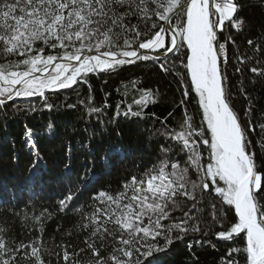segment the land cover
<instances>
[{
  "label": "snow or ice",
  "instance_id": "6c2138e0",
  "mask_svg": "<svg viewBox=\"0 0 264 264\" xmlns=\"http://www.w3.org/2000/svg\"><path fill=\"white\" fill-rule=\"evenodd\" d=\"M242 8L239 0H0V106L5 109L8 101L29 97L41 98V105L27 106L25 120L32 113L75 109V104L51 102L48 93L57 95L60 90L87 83L92 73L111 75L140 62H151L163 75H172L181 92L179 105L184 106L179 131L170 130L166 121L155 133L147 130L150 137L164 140L158 146L157 161L131 174L115 194L105 190L94 193L90 212L73 205L98 179L91 154V140L97 133L91 134L88 143H81V149L89 150L90 155L78 169L73 167L70 144L50 145L52 154L59 147L66 161L56 179L68 192L58 201L57 211L72 210L80 215L75 227L78 233L87 232L85 247L70 252L72 245L63 241L48 247L40 235L17 241L15 235H8L11 228L4 222L0 223V264H52L53 258L56 264H61V259L63 264H164L174 243L183 242L189 234L207 236L216 225L223 228L233 208L235 222L214 235L218 241L228 242L243 235L245 244L230 248L224 264H240L233 253L244 255V264H264V163L257 165L258 154L252 150L256 145L249 139L255 130L248 119L250 98L243 117L230 104L226 43L235 42L232 36L221 42L217 32L224 31L225 22L242 30ZM185 43L186 63L178 55L170 61L169 54L179 53ZM247 46L251 55L237 50L235 71L242 72L239 65L255 61L251 73L264 78V36L248 39ZM129 83L134 88L138 84L136 80ZM138 91L140 98L133 100L137 110L131 104L125 109L117 104L112 117L97 121L102 125L99 135L121 118H147L144 109L157 102L159 93L143 88ZM193 92L202 112L199 128L186 107ZM91 93L89 85L86 110L99 115L103 109L91 106ZM8 120L4 112L5 127ZM257 126L262 134L257 144L264 152V122ZM23 129L21 139L32 157L25 189L35 190L38 182L44 183L46 167L37 136L54 139V123L40 131L25 123ZM201 145L208 150L206 165ZM182 154L186 156L183 162L179 159ZM125 156L122 147L109 146L100 159L110 169L113 158ZM259 158L264 161V155ZM208 209L210 220L205 216ZM16 215L29 233L33 229L42 233L44 222L53 213L43 208L38 215ZM210 243L194 241L187 247L191 251L193 246ZM211 246L215 248V244Z\"/></svg>",
  "mask_w": 264,
  "mask_h": 264
},
{
  "label": "trees",
  "instance_id": "16d2710c",
  "mask_svg": "<svg viewBox=\"0 0 264 264\" xmlns=\"http://www.w3.org/2000/svg\"><path fill=\"white\" fill-rule=\"evenodd\" d=\"M239 2L243 5L239 13V16L243 17L245 21L243 29L237 31L228 22H225L224 31L220 32L218 29L217 32L221 42H225L227 36H232L235 42L228 41L226 43L227 75L231 91L230 104L243 117L244 112L250 106V98L252 111L248 119L251 120L255 130L251 131L249 139L256 145L252 150L257 152V165L260 166L264 161L259 157L264 155V152L257 144L262 135L257 125L264 122L261 119L264 114V78L251 73L250 68L255 66V61L247 66L239 65L243 69L242 72H236L235 68L237 67V50L241 54L247 51V54L251 55L247 40L264 36V0H239ZM212 18L215 19V16ZM132 22L135 23V19ZM186 50L185 43L179 53L169 54V60L176 59L178 55L186 63ZM132 80L138 82L137 87L134 88L129 83ZM188 83L190 84V79ZM89 85L94 98L91 106L103 109L99 115L89 114L86 110ZM241 86L243 91H241ZM139 88L152 89L159 93L156 97L157 102L144 109L147 118H133L130 121L121 118L117 124L104 127L103 136L99 135L102 125L97 121H107L112 117L117 104H121L122 109L131 104L133 110H137L133 100L140 98ZM177 89V80L172 75H163L158 65H153L151 62H140L137 66H125L123 71L111 75L92 73L89 75L87 83L74 86L72 89L60 90L57 95L48 93L51 102L60 105L75 104V109L61 107L53 112L32 113L31 118L25 120L23 119L24 110L31 104L40 106L41 98H16L14 101L7 102L6 109L4 106H0V223L6 222L10 226L11 232L8 235H15L17 241H28L40 235L48 247H52L53 243L58 245L63 241L65 245H72L68 248L70 252L85 247L84 237L87 232L78 233L75 227L80 220V215L72 210L57 211L58 201L68 192V189L56 179L62 169L63 162L66 161L64 153L59 150V147L57 152L52 154L50 145L53 143L57 146L70 144L73 167L78 169L80 162L90 155L89 150L81 149V143H88L91 134L97 133L95 139L91 140V154L95 156V171L98 179L79 195L73 205L74 208L82 207L84 211L90 212L92 210L90 207L91 197L94 193L105 190L115 194L121 190L123 181L128 179L131 174L143 171L157 161V149L159 144L164 143V140L163 138L150 137L147 130L155 133L161 129L162 121L167 122V127L170 130H180L179 124L183 118L184 106L179 105L182 97L181 92ZM81 101L84 103H80ZM105 102L107 107L104 106ZM186 107L188 114L194 118V126L199 128L203 123L202 112L199 109L198 97L194 92L187 100ZM17 108L20 109L19 112H17ZM4 112L9 118L7 127L4 125ZM152 113H155V116H152ZM169 113L173 115L169 117ZM49 122L54 123V139L48 136H37V143L46 161L42 176L44 183L41 185L38 182L35 190H26L27 169L32 157L29 154L28 146L21 139L23 126L27 123L30 127L40 131ZM117 132L120 134L117 135ZM109 146L122 147L126 156L124 159L113 158L110 169H106L101 163L100 157L102 151ZM201 147L204 148L201 157L202 163L206 165L208 150L203 145ZM13 156H17L18 160H14ZM179 159L183 162L186 160V156L182 154ZM220 184L223 186V182ZM217 204L219 207V202ZM224 207L227 208V205ZM43 208H47L53 213L52 217L44 222L42 233H38L35 229L29 233V228L22 224L20 216H17L16 213L38 215ZM210 212L211 209H208L205 213L209 220ZM234 222L233 208L228 212L223 228L216 225L207 236H203V233L189 234L183 242L174 243L170 253L164 258V264H224L228 259V250L233 247L242 248L245 244V237L240 235L234 242L218 241L214 233L226 230ZM32 223L31 220L28 221L29 225ZM68 232L71 235H67ZM201 240L211 243L204 244L203 247L193 246L191 251L187 247L188 244ZM212 244H215V248L211 246ZM83 256L84 254H81V258ZM233 256L240 260V264H244V255L233 253ZM222 257L224 260L221 259ZM52 264H56L54 258ZM61 264H63L62 259Z\"/></svg>",
  "mask_w": 264,
  "mask_h": 264
},
{
  "label": "water",
  "instance_id": "95a60500",
  "mask_svg": "<svg viewBox=\"0 0 264 264\" xmlns=\"http://www.w3.org/2000/svg\"><path fill=\"white\" fill-rule=\"evenodd\" d=\"M177 40H178V42H179V37H177Z\"/></svg>",
  "mask_w": 264,
  "mask_h": 264
},
{
  "label": "rangeland",
  "instance_id": "374dc122",
  "mask_svg": "<svg viewBox=\"0 0 264 264\" xmlns=\"http://www.w3.org/2000/svg\"><path fill=\"white\" fill-rule=\"evenodd\" d=\"M216 18V17H215Z\"/></svg>",
  "mask_w": 264,
  "mask_h": 264
}]
</instances>
